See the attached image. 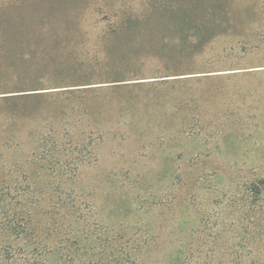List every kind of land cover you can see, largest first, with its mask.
I'll list each match as a JSON object with an SVG mask.
<instances>
[{
	"label": "rangeland",
	"instance_id": "rangeland-1",
	"mask_svg": "<svg viewBox=\"0 0 264 264\" xmlns=\"http://www.w3.org/2000/svg\"><path fill=\"white\" fill-rule=\"evenodd\" d=\"M0 264H264V0H0Z\"/></svg>",
	"mask_w": 264,
	"mask_h": 264
}]
</instances>
